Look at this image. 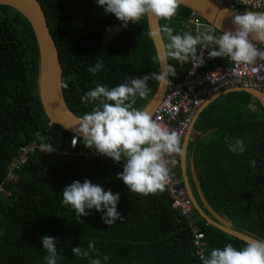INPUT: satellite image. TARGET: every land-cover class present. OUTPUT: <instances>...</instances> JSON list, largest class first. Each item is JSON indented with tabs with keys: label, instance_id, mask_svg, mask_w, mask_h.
<instances>
[{
	"label": "trees",
	"instance_id": "16d2710c",
	"mask_svg": "<svg viewBox=\"0 0 264 264\" xmlns=\"http://www.w3.org/2000/svg\"><path fill=\"white\" fill-rule=\"evenodd\" d=\"M39 1L59 49L63 80L68 85L64 87L66 102L77 116L91 111L92 105L86 106L81 97L96 84L111 88L131 77L159 72L147 16L137 24L129 22L105 47V28L120 20L105 14L97 0ZM191 13L190 8L179 5L171 20L161 18V25L173 27L174 34L189 31L186 27ZM165 40L168 44L166 36ZM39 55L31 22L19 10L0 4V186L4 187L0 190V264H46L44 235L57 239V264H88V259L77 258L71 249L87 248L89 240L95 241L102 264H202L193 245L192 222L206 234V255L228 243L236 248L244 246L243 240L208 224L195 208L191 220L183 217L166 188L147 196L129 191L117 177L124 162L116 163L106 156L86 157L77 151L59 155L37 148L26 163L14 168V179L8 181L22 147L37 142L55 150L67 149L74 136L51 124L45 113L38 89ZM98 59L103 61V69L93 76L88 69ZM217 59L221 61L207 58L203 69L226 65L223 57ZM170 64L177 73L171 81L178 82L192 61L170 59ZM148 86L147 97H137L134 107H141L150 98L158 82L149 80ZM223 98L229 99L218 101L204 121L218 124L222 132L208 153L198 148L203 163L202 189L216 211L225 213L238 228L264 239V110L260 104L256 110L250 108L253 97L247 92ZM226 138L243 140L246 151H229ZM78 149L90 148L81 140ZM202 153L205 156L201 158ZM252 160L255 167L250 166ZM85 178L105 191L120 194L117 210L125 218L123 222L117 220L109 226L101 220L102 212L95 209L79 219L70 205L62 203V190L74 180L83 183ZM90 255L95 257L96 253ZM104 255L109 257L106 262Z\"/></svg>",
	"mask_w": 264,
	"mask_h": 264
},
{
	"label": "clouds",
	"instance_id": "9594fccd",
	"mask_svg": "<svg viewBox=\"0 0 264 264\" xmlns=\"http://www.w3.org/2000/svg\"><path fill=\"white\" fill-rule=\"evenodd\" d=\"M97 3L104 8L105 14L115 15L127 27L129 22L137 24L147 15L171 20L177 14L181 0H97ZM232 24L234 31L225 30L219 36L214 35L209 27L198 30L195 35L189 31L174 34L173 27L168 24L150 33L166 36L169 41L166 48L154 57L161 64V70L131 77L111 88L96 84L87 91L81 101L86 106L91 104L92 108L78 119V127L73 128L72 146L82 140L85 147L95 148L98 154L112 158L116 163L123 161V171L117 173V177L131 192L147 196L163 191L169 180V160L166 157L183 155L181 139L147 111L134 107L137 97H147L149 80L166 84L168 76L177 74L175 67L167 63L168 59L192 61L198 67L204 63V50L210 48L208 58L227 57L236 64H252L257 58L264 60V51L253 43V40L264 42V13H237ZM102 69L103 61L98 59L88 71L95 76ZM63 87L67 88V83ZM226 142L229 151L235 154L246 151V145L239 138H226ZM53 151L52 145H46L43 152ZM255 165L256 161L252 160L250 166ZM62 195V203L70 205L79 219L91 215L92 209L102 212L101 220L109 226L125 219L117 210L120 194L105 191L88 178L83 183L74 180L62 190ZM41 241L47 253L44 257L46 264H57V239L44 235ZM71 251L79 259H88V264H102L95 241L89 240L87 248L77 246ZM102 259L106 262L109 257L104 255ZM200 260L202 264H264V239H249L242 248L228 243L223 248L212 249L207 256L201 255Z\"/></svg>",
	"mask_w": 264,
	"mask_h": 264
},
{
	"label": "built area",
	"instance_id": "2783aa9c",
	"mask_svg": "<svg viewBox=\"0 0 264 264\" xmlns=\"http://www.w3.org/2000/svg\"><path fill=\"white\" fill-rule=\"evenodd\" d=\"M217 4L226 6L231 10H262L264 9V0H212ZM191 21L196 24V30H203L204 27L213 29L214 35H221L214 26L210 25L195 11H192ZM255 46L264 51V42L253 41ZM200 50V48H199ZM198 50V51H199ZM210 50V48L208 49ZM207 49L204 50V63L189 68L187 74L178 82L170 81L167 92L161 103L154 110L153 119H157L163 126L171 131H175L180 139L181 145L188 132V129L194 122L198 109L202 107L207 99L224 89L232 87H241L245 89H254L264 92V60L257 58L252 64H236L230 58L225 57L226 65L218 66L213 70H204V65L208 58ZM79 143V141H78ZM78 143L75 147L70 144V148L55 150L53 152L59 155H69L76 152L86 157H104L97 153L95 148L88 150L78 149ZM40 149L44 151L45 146H39L37 142H33L20 149L18 162L14 163L10 168L9 180L14 179V168H19L26 163L29 154ZM169 160V180L165 186L168 194L172 198L174 208L180 211L183 217L193 218L194 205L185 186H182V177L179 173L180 155L173 154L166 157ZM0 190H4L1 185ZM194 242L197 255H206L205 237L206 234L198 223H193Z\"/></svg>",
	"mask_w": 264,
	"mask_h": 264
},
{
	"label": "water",
	"instance_id": "95a60500",
	"mask_svg": "<svg viewBox=\"0 0 264 264\" xmlns=\"http://www.w3.org/2000/svg\"><path fill=\"white\" fill-rule=\"evenodd\" d=\"M0 4L8 5L19 10L31 22L40 50L38 65V89L41 103L46 115L54 124L59 125L66 131L75 135L73 128L78 127L77 122L80 116H77L73 111H71V109L67 105L63 87V67L60 61V53L57 47V43L48 25L47 16L42 7V4L39 0H0ZM180 5L188 7L192 11H195L199 16H201L204 20H206L210 25L214 26L219 31H234L235 26L232 24V19L233 16L237 13L242 14L243 12L248 11L264 13V9L257 11L231 10L226 6L217 4L212 0H181ZM147 22L150 33H153L158 28L162 27L161 18L147 15ZM126 28L127 27L123 26L122 21H119L114 25L107 26L103 34V45L105 47L110 45L114 39H116L123 31H125ZM151 38L158 55L166 48L167 43L165 40V36L158 37L155 35H151ZM253 41L260 42L258 40ZM167 63L170 64V59L167 60ZM160 70L161 64L159 63V71ZM167 79L169 81L166 84L158 83L156 91L153 94L151 100L143 108V110L147 111L151 116L157 106L161 103L163 97L167 92L169 83L171 81V76H168ZM239 89L251 93L252 96L259 100L264 108V92L254 89H245L241 87H239ZM187 142L188 137L186 138L183 145V151H186L187 149ZM181 160L182 176L184 179L183 183L185 182V188L187 189L188 194L193 201L195 210L198 211L200 216L208 224L233 237L243 240L244 242L252 238L262 239L249 230L238 228L237 226H235L234 222L229 219L228 216L218 213L206 199L200 183L196 181L197 192L200 196V201L202 203L201 204L191 189L187 171L185 168L186 158L184 154L183 156H181ZM202 205L204 206V208ZM205 209L208 212H206Z\"/></svg>",
	"mask_w": 264,
	"mask_h": 264
},
{
	"label": "crops",
	"instance_id": "0c3cea01",
	"mask_svg": "<svg viewBox=\"0 0 264 264\" xmlns=\"http://www.w3.org/2000/svg\"><path fill=\"white\" fill-rule=\"evenodd\" d=\"M186 29L189 30L193 35H195L197 32L195 22L191 21V20H189L187 22ZM198 50H199V46H198ZM217 58H211V59L215 62H220L221 60L217 59ZM179 62L183 63L184 61H179ZM221 64L222 63L216 64V67L220 66ZM233 92H247V91L239 89V87H232L229 89H224L221 92L216 93L213 96H211L209 99H207L205 101V103L200 108V110L198 112V116L194 120L193 126L189 130L190 132L186 136V138L188 137L187 149H186V151H183V154L185 155V158H186L185 168L187 171V176H188L189 182H190V179L193 180V185H194V188L196 190H197L196 181H198L200 183L201 187L203 184V175H202L203 163H202L201 159L199 158V149H203L205 154L208 153V150L212 146L214 140L218 136H220V134L222 132V130L219 129V125L213 123L212 120H211L212 125L208 124V123H204V121L208 117V114L210 113V111L212 109H214V106L219 104L218 101L223 100V99H225L224 101L228 100L229 98H223V97H226V95L233 93ZM154 93L155 92H153L152 95L150 96V98L145 103H143V105L141 107H138V109L143 110V108L151 100ZM247 93H249V92H247ZM249 94L252 96L251 93H249ZM252 97H253V102L250 105V108L256 110V109H258L259 104L263 108V106L259 102V100L257 98H255L254 96H252ZM263 110H264V108H263ZM186 138L182 142L183 145L185 143ZM205 154L202 153L201 158L203 156H205ZM196 160L199 162L197 163ZM181 164H182V162H181ZM180 169H179L180 170L179 173L182 176V167H180ZM192 175H193V177H192ZM184 186H185V182H184Z\"/></svg>",
	"mask_w": 264,
	"mask_h": 264
},
{
	"label": "flooded vegetation",
	"instance_id": "af4514ba",
	"mask_svg": "<svg viewBox=\"0 0 264 264\" xmlns=\"http://www.w3.org/2000/svg\"><path fill=\"white\" fill-rule=\"evenodd\" d=\"M119 22V21H118ZM181 162H182V160H181V156H180V167H181ZM180 169V168H179ZM181 170V169H180ZM180 172V171H179ZM182 177V176H181ZM192 177H193V175H192ZM182 180L184 181V179H183V177H182ZM190 185H191V189H192V191H193V193H194V195L196 196V198L200 201V196H199V194H198V192H197V190L194 188V185H193V180L192 179H190ZM200 203H201V201H200ZM202 204V203H201ZM203 206V205H202ZM203 208H204V206H203ZM206 210V209H205ZM206 212H208L207 210H206ZM222 214H224L223 212H221ZM227 216V215H226Z\"/></svg>",
	"mask_w": 264,
	"mask_h": 264
},
{
	"label": "rangeland",
	"instance_id": "374dc122",
	"mask_svg": "<svg viewBox=\"0 0 264 264\" xmlns=\"http://www.w3.org/2000/svg\"><path fill=\"white\" fill-rule=\"evenodd\" d=\"M198 110H200V108L198 109ZM199 112V111H198ZM154 113V112H153ZM152 116H153V114H152ZM198 116V114L196 115V117ZM196 117H195V119H196ZM194 119V120H195ZM51 121V120H50ZM53 122L51 121V124H52ZM54 124V123H53ZM191 127H192V125H191ZM191 127L188 129V132H189V130L191 129ZM188 132H187V134H188ZM186 134V135H187ZM186 137V136H185ZM185 139V138H184ZM182 148H183V144H182ZM218 212V211H217ZM218 213H221V212H218ZM222 214V213H221ZM225 214V213H224ZM226 215V214H225ZM229 219H230V217H229ZM232 220V219H231Z\"/></svg>",
	"mask_w": 264,
	"mask_h": 264
}]
</instances>
